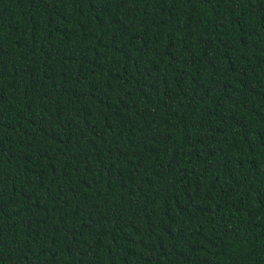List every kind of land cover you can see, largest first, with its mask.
Here are the masks:
<instances>
[{
    "label": "trees",
    "instance_id": "16d2710c",
    "mask_svg": "<svg viewBox=\"0 0 264 264\" xmlns=\"http://www.w3.org/2000/svg\"><path fill=\"white\" fill-rule=\"evenodd\" d=\"M0 264H264V0H0Z\"/></svg>",
    "mask_w": 264,
    "mask_h": 264
}]
</instances>
